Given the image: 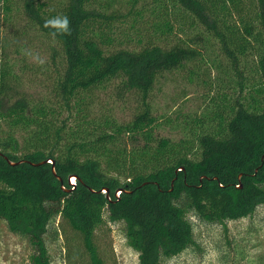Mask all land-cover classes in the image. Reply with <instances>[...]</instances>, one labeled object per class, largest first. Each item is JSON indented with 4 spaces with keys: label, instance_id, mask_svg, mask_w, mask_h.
Returning <instances> with one entry per match:
<instances>
[{
    "label": "trees",
    "instance_id": "16d2710c",
    "mask_svg": "<svg viewBox=\"0 0 264 264\" xmlns=\"http://www.w3.org/2000/svg\"><path fill=\"white\" fill-rule=\"evenodd\" d=\"M58 15L72 32L53 40ZM0 24V223L27 243L25 264H52L66 228L104 264V222L123 224L136 264H164L195 244L191 216L226 232L264 205V0H0ZM35 40L47 59L25 54ZM179 70L209 88L174 138L151 95ZM116 99L134 102L128 119Z\"/></svg>",
    "mask_w": 264,
    "mask_h": 264
},
{
    "label": "rangeland",
    "instance_id": "374dc122",
    "mask_svg": "<svg viewBox=\"0 0 264 264\" xmlns=\"http://www.w3.org/2000/svg\"><path fill=\"white\" fill-rule=\"evenodd\" d=\"M143 20L157 21V18L145 14ZM143 20H137L135 23L137 28L147 24ZM183 23L186 33L191 34L194 30L188 28L186 22ZM3 31L4 25L0 24V33ZM125 31L127 38L124 36ZM136 34L134 29L127 26L118 32L117 37L121 38V44H132L135 43ZM117 37L113 42L115 46L120 44ZM207 43L209 46L206 51L210 56L215 55L217 51L215 44L209 41ZM30 48L32 52L35 50L37 52L30 55V61L37 60L36 56L47 59L48 54L39 41L31 43ZM182 73L183 70H179L166 74L164 82L157 85L151 95L153 111L161 122L159 132L174 138L178 137V133L172 124L182 116L204 108L205 101L201 95L209 88L195 77L193 81L187 80ZM33 89L40 90L38 86H33ZM133 106L134 102L130 99L126 101L116 99L112 108L118 118L126 120ZM166 116H170L173 122H165ZM190 221L195 244L179 255L165 258L164 264H260L264 260V205L259 206L250 217L227 221L226 232L220 224L202 222L192 216ZM64 231H61L56 239L49 240L52 264H90V254L82 244L79 233L71 228ZM94 245L104 264L137 263V252L126 242L122 223L104 222L100 225L94 233ZM28 254L27 243L0 223V264H25Z\"/></svg>",
    "mask_w": 264,
    "mask_h": 264
},
{
    "label": "clouds",
    "instance_id": "9594fccd",
    "mask_svg": "<svg viewBox=\"0 0 264 264\" xmlns=\"http://www.w3.org/2000/svg\"><path fill=\"white\" fill-rule=\"evenodd\" d=\"M45 27L52 29L50 36L55 40L58 35H71L70 20L67 16L58 15L52 19H49L45 23ZM26 55H31L29 52H25ZM38 63L43 64L42 60H38Z\"/></svg>",
    "mask_w": 264,
    "mask_h": 264
},
{
    "label": "water",
    "instance_id": "95a60500",
    "mask_svg": "<svg viewBox=\"0 0 264 264\" xmlns=\"http://www.w3.org/2000/svg\"><path fill=\"white\" fill-rule=\"evenodd\" d=\"M47 161L52 162V170H53V172H54V164H53V161H52V160H47ZM42 162H46V160H44V161H42ZM10 163H11V164H15V162H11V161H10ZM71 178H72V176L69 177V179H71ZM103 191L107 192V189H105V190H103ZM118 191H120V190H117L116 193H117ZM116 193H115V194H116ZM107 197H108V193H107Z\"/></svg>",
    "mask_w": 264,
    "mask_h": 264
},
{
    "label": "built area",
    "instance_id": "2783aa9c",
    "mask_svg": "<svg viewBox=\"0 0 264 264\" xmlns=\"http://www.w3.org/2000/svg\"><path fill=\"white\" fill-rule=\"evenodd\" d=\"M74 182V180H73V178L70 180V183H73ZM118 194H119V191L116 193V195L118 196Z\"/></svg>",
    "mask_w": 264,
    "mask_h": 264
}]
</instances>
